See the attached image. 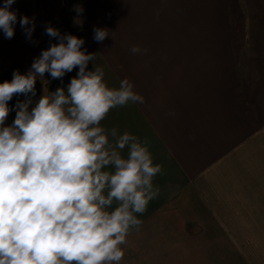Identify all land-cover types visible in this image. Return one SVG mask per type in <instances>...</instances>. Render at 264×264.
<instances>
[{
    "label": "crops",
    "instance_id": "crops-1",
    "mask_svg": "<svg viewBox=\"0 0 264 264\" xmlns=\"http://www.w3.org/2000/svg\"><path fill=\"white\" fill-rule=\"evenodd\" d=\"M19 5L20 17L34 19L35 30L28 39L20 24L16 28L0 83L16 70L26 74L43 50L59 43L46 34L50 25L61 35L84 39L83 49L95 54L88 69L102 67L109 87L127 78L143 97L142 103L112 109L101 122L138 137L162 167L153 179L158 195L138 214L141 224L129 238L148 254L171 249L185 254L181 240L192 238L215 240L206 243L211 254L256 253L239 251L236 241L264 239L261 229L250 230L259 226L246 225L264 223V217L236 209L246 199L257 200L236 168L264 150V0H19ZM94 28L106 29L108 37L95 41ZM203 30L226 38L204 40ZM133 46L142 51L133 54ZM78 70L66 73L65 87ZM49 76L37 79L33 101L53 92ZM24 99L9 101L13 111L6 126ZM127 152L126 147L122 154Z\"/></svg>",
    "mask_w": 264,
    "mask_h": 264
},
{
    "label": "clouds",
    "instance_id": "clouds-1",
    "mask_svg": "<svg viewBox=\"0 0 264 264\" xmlns=\"http://www.w3.org/2000/svg\"><path fill=\"white\" fill-rule=\"evenodd\" d=\"M14 2L0 6L7 39L15 34ZM19 24L31 39L34 19L23 16ZM45 31L59 43L43 50L26 74L16 70L0 83V264H121L129 232L141 224L138 214L158 195L153 179L162 167L138 137L101 122L143 97L127 78L109 87L102 67L89 70L95 54L83 49L84 39L50 25ZM93 31L97 42L108 37L106 29ZM76 68L66 87L33 101L38 78L62 80ZM21 95L5 126L9 101Z\"/></svg>",
    "mask_w": 264,
    "mask_h": 264
},
{
    "label": "rangeland",
    "instance_id": "rangeland-1",
    "mask_svg": "<svg viewBox=\"0 0 264 264\" xmlns=\"http://www.w3.org/2000/svg\"><path fill=\"white\" fill-rule=\"evenodd\" d=\"M4 0H0V6H3ZM11 11L16 12L17 14V23L15 25V34L13 38L7 39L5 38L2 30H0V77H2L6 73V60L10 59V44L15 39L17 30L16 28L19 25V18L21 15L19 0H15V2L11 5ZM203 34V39H210L213 37H218L221 39L226 38V35L222 32H199ZM246 35V34H245ZM206 36V37H205ZM64 76L61 79H52L49 76L48 85L53 90V92L58 88L64 85ZM62 85V86H61ZM6 126V122H5ZM252 157H248L243 162L242 169L236 168V170H243L242 174V183L244 188L252 191V195H256L257 200L246 199L245 205L241 208L244 214H255L259 215L261 218L264 217V150H260L256 153L251 154ZM237 165V162L235 163ZM238 167V166H236ZM255 190V191H254ZM248 192V190H247ZM246 192V194H247ZM250 193V192H249ZM251 203V205H248ZM252 203H257V205H252ZM230 210V208H228ZM247 226H259L260 228H250V230H259L264 232V223H251L246 224ZM262 227V228H261ZM140 242L142 240H139ZM154 241V240H152ZM160 244L163 242L162 239L158 240ZM182 242L186 243V251L185 254H175L171 249V253H160V254H148L145 253L148 249L146 246H142V244L136 245L135 241L127 237V243L123 245L125 255L121 264H264V239L256 240V239H247V238H238L236 241L240 243L242 248H238L239 251H254L256 253H241L236 255H228L225 253L219 254H211L210 251L212 248L207 247L206 243L212 242L215 240H206V239H182ZM221 243L223 240H218ZM261 242V246L259 247L257 244ZM173 242V240H172ZM251 245H250V244ZM202 244V245H200ZM257 245L258 247L254 246ZM197 245L198 248H197ZM206 245V246H205ZM203 246V247H201ZM162 250V249H161ZM166 249H164L165 251ZM178 251L183 249H176ZM260 250V253H257ZM221 251V249H220ZM262 251V253H261Z\"/></svg>",
    "mask_w": 264,
    "mask_h": 264
},
{
    "label": "trees",
    "instance_id": "trees-1",
    "mask_svg": "<svg viewBox=\"0 0 264 264\" xmlns=\"http://www.w3.org/2000/svg\"><path fill=\"white\" fill-rule=\"evenodd\" d=\"M62 86V85H61Z\"/></svg>",
    "mask_w": 264,
    "mask_h": 264
}]
</instances>
